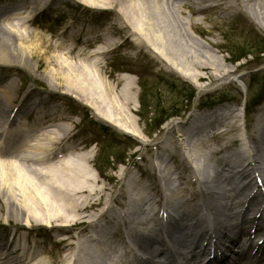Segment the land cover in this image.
<instances>
[{"label":"bare ground","instance_id":"bare-ground-1","mask_svg":"<svg viewBox=\"0 0 264 264\" xmlns=\"http://www.w3.org/2000/svg\"><path fill=\"white\" fill-rule=\"evenodd\" d=\"M145 1L154 4L153 0ZM178 1L166 0L165 4L169 8L171 6L173 8V5ZM206 1L211 2L209 7L222 9L225 12L236 11V2L241 1L264 29V0H234L229 4H226L225 0H198L196 5H193L198 13L207 8L201 6ZM35 3L36 0H29V4L34 5ZM23 4L25 3L22 2L17 8L3 7L0 10V66L7 69L15 68L18 65L29 67L31 64L32 55L24 45L27 33L20 29L31 20L15 14L16 10L22 9ZM190 6L192 8V5ZM139 8L137 0H129L128 4L122 5L120 12H125L127 16L130 15L132 21L137 23L138 30H136L139 33L144 32L149 37L150 45L155 46L159 51L157 53L159 62L175 68L196 85L204 78L221 80L233 74V71L221 68V63L217 58L206 55V52L199 48L197 40L188 34L181 21L178 22V25L185 33V39L178 40L174 35L169 37L165 44V39L160 34L153 32L150 20L144 19L145 15L141 14ZM149 11L152 15L155 13L160 15L161 19H164L168 24L171 23L160 4L155 3V6H150ZM136 18H139L140 21ZM145 23L147 28H144ZM27 32L29 33V31ZM81 38L82 36L78 37L80 41ZM83 43L88 44L87 40H84ZM63 48H66L69 53L76 49L66 46ZM150 48L152 49V47ZM46 53V50L41 52L43 56ZM77 54L79 56L86 55L88 58L92 56V54L85 53L83 48L77 51ZM57 62L59 68L54 67L49 71V74L45 73L44 75L51 86H54V82H56V86L63 83L69 90L65 94L77 93L79 95H76L77 98L88 101L86 104L90 106L91 103L93 104L91 107L98 117L122 131L136 135V130L133 128L123 127L125 126L123 124L124 110L116 109V105L110 102L109 98L104 97L98 91L97 86L89 84V75L86 70H83V66L74 65L80 71L77 73L64 70L62 68L64 64L56 55L51 57L50 63ZM100 67L102 68L101 65ZM204 71L209 72L208 77L202 74ZM122 79L120 81H123L124 102L130 104L134 98L133 83L129 78ZM237 79H240V76H237ZM13 91H16L15 85L11 82L4 86L0 84V138L4 136V139L11 140L9 146L0 147V198L4 204L3 207L7 209V212L3 214V219L13 218L16 221H25L24 225L18 223L16 233L23 230L33 235L35 227L43 226L61 232H69L75 226L84 225L85 212L88 207H92L93 198L101 191L97 185L91 184L93 179L88 163L93 160L92 151L84 150L85 147H79L78 144L73 143L77 134L68 126L73 121L62 113V110L57 106L58 103L51 105L50 110L45 113L39 111V108L43 107V102L40 101L31 113L14 114L11 111L16 102ZM244 114L245 106L240 108L223 106L208 114L200 115L194 111L182 120L169 122L165 126L169 135L168 139L170 138L169 140L173 143L178 141L181 155L192 164V166L190 165L192 169L193 165L197 166L196 171L194 170L197 194L173 196L170 192L162 191V195L156 199L137 191L130 193L126 210L117 212L105 207L94 217L106 219L111 212L114 216L106 223L108 227H101L96 231L97 234L86 236L76 264H104L112 261L114 255L118 257L115 264H133L134 260L142 263L144 260L142 254L152 250L154 245L162 244L165 235L178 233L173 237L181 243L184 241V237L192 232L193 238L198 239L201 232L199 230L202 226L201 221H207V211L203 207L212 204L215 198L220 199L223 203L221 218L214 225L211 224L214 228L212 232L215 233L213 238L216 237V241L221 244L219 248L223 247V244L227 246L243 244L241 237L244 235L247 238L245 246L250 249L249 251L243 245V250L237 254V260L232 263L228 262V264H264V240L260 244H254V237L264 233V166L262 165L264 114L258 118L253 130L249 129L248 131L246 130L248 126L243 120ZM7 123L8 127L5 129ZM21 133H25L27 137L24 143L18 141ZM196 137L199 144L196 149L197 156H194L190 146ZM172 142L170 143L172 144ZM210 142L220 143V147L211 149L209 148ZM237 143H240L241 147L232 149ZM21 148L32 153L38 151L45 154V162L41 163L39 158L31 155H23L20 152ZM169 149L173 148L164 147L159 154L162 162L166 163L165 168L162 167L164 171H166V166L172 155V151L170 152ZM69 155H74L73 157L77 161L69 160ZM211 156L216 158V169L209 165L208 159ZM78 160H81L82 163H79ZM34 164L45 166L35 168ZM206 168H208V174H206ZM158 170H160L159 167ZM131 180L136 182L135 178ZM169 180L173 181V178L170 177ZM210 187L213 191L210 190ZM246 188L255 189V192L246 195L244 193ZM169 203L174 204L173 211L178 214L177 220L175 219L176 223L158 224V215L168 212L166 206ZM196 204L197 209H195ZM157 205L158 207H156ZM185 205H190L187 211L182 209ZM251 207H258L259 210L252 218H248L246 213ZM1 215L2 207H0ZM124 229L129 231L130 240L140 251H135L129 245L124 236ZM231 233H234L233 236H230ZM118 236L120 238L114 246L108 244L109 240ZM225 237L228 238V242L220 243L221 239ZM24 240L25 238L21 236L14 237L13 240H6L3 235H0V264H60L57 260L59 255H54V259L49 261L52 256L47 250H43L39 254L38 249H32L30 246L25 252ZM58 243L64 250L67 246V239L62 237ZM94 243L97 244L92 248ZM208 254L211 255V253ZM72 255L74 256L73 253ZM227 260L228 256L218 252L216 257L207 260L194 254L185 264H224Z\"/></svg>","mask_w":264,"mask_h":264},{"label":"rangeland","instance_id":"rangeland-1","mask_svg":"<svg viewBox=\"0 0 264 264\" xmlns=\"http://www.w3.org/2000/svg\"><path fill=\"white\" fill-rule=\"evenodd\" d=\"M128 1L36 0L31 5L29 0H0V10L3 7L17 8L22 2L25 3L15 14L31 20L20 28L27 33L24 45L32 55L30 66L18 65L10 69L0 66V84L4 86L11 82L15 85L13 95L16 102L11 111L14 114L29 113L32 106L42 101L43 107L39 111L45 113L50 110L51 105L58 103L62 113L73 121L68 124L77 134L73 143L92 151L93 160L88 163L93 179L91 184L97 185L101 190L93 198L92 207H88L85 212L84 225L75 226L69 232L45 226L35 227L33 235L21 230L16 233L18 223L24 225V220L3 219L7 209L3 207L0 198V235L6 239L13 235L25 238L23 243L32 249H38L39 254L47 250L52 256L49 261L54 259V255H59L57 260L60 264H71L76 237L90 228L94 216L105 207L117 212L126 210L130 193L140 191L156 199H159L162 191L170 192L173 196L197 194L194 175L197 166L193 165L192 169V164L182 157L178 141L173 143L168 139L165 126L169 122L182 120L194 111L202 113L223 106H245L243 120L248 131L253 130L258 118L264 114V29L243 2H236V11L225 12L209 7L211 2L206 1L201 6L207 8L198 13L193 6L198 0H179L173 8L165 4L166 0H153L154 4L137 0L139 11L145 15L144 19L150 20L153 32L160 34L165 39V44L174 35L178 40L185 39V33L178 25L181 21L206 55L217 58L221 68L226 71H233V74L224 79L204 78L196 85L175 68L158 61L159 51L150 45L149 37L144 32L137 31V23L132 21L130 15L120 12L122 5L128 4ZM224 2L229 4L234 0ZM155 3L163 6L170 24L162 20L160 15L149 13V7L155 6ZM136 19L140 21L139 18ZM144 28H147L146 23ZM79 36H82L81 41ZM84 40H87V45L83 43ZM63 46L76 49L69 53ZM82 48L92 56H79L77 51ZM44 50L47 53L43 56L41 52ZM54 55L64 64V70L80 73L74 65L83 66V70L89 75V84L97 86L98 91L116 105V109L124 110L123 127L133 128L136 135L122 131L98 117L91 107L93 104L90 106L86 104L88 101L77 98V93L65 94L69 90L63 83L56 86L54 82V86H51L44 75L49 74L54 67L59 68L58 62L50 63ZM208 73L202 72L207 77ZM122 78H129L133 83L134 98L130 104L124 102L123 81H120ZM197 144L196 137L190 146L194 156H197ZM219 145L220 143L210 142L209 148L217 149ZM164 147L173 148L169 149L172 155L166 171L162 168H165L166 163L159 157ZM240 147V143H237L232 149ZM215 159L211 156L208 162L216 169ZM262 165L264 166V157ZM170 177L173 181L169 180ZM210 190L213 191L211 187ZM189 206L185 205L183 208ZM166 207L169 210L174 204L169 203ZM113 216L111 212L100 223L102 227H108L106 223ZM62 237L67 239L64 250L58 243ZM115 241L113 238L108 244L114 246ZM96 244L92 246L95 247Z\"/></svg>","mask_w":264,"mask_h":264},{"label":"trees","instance_id":"trees-1","mask_svg":"<svg viewBox=\"0 0 264 264\" xmlns=\"http://www.w3.org/2000/svg\"><path fill=\"white\" fill-rule=\"evenodd\" d=\"M239 59V58H238Z\"/></svg>","mask_w":264,"mask_h":264}]
</instances>
